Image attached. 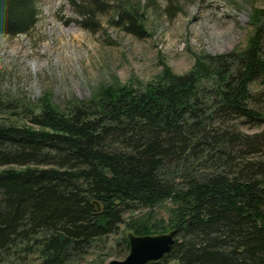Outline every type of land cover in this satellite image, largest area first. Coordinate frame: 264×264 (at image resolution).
I'll return each mask as SVG.
<instances>
[{
    "label": "trees",
    "instance_id": "16d2710c",
    "mask_svg": "<svg viewBox=\"0 0 264 264\" xmlns=\"http://www.w3.org/2000/svg\"><path fill=\"white\" fill-rule=\"evenodd\" d=\"M69 2L93 33L110 14L109 25L148 35L139 0ZM39 13L40 0H0V34L28 33ZM261 14L241 53L205 57L188 74L165 69L142 87H104L67 112L46 103L27 123L0 121V264H67L120 224L163 233L125 215L167 200L179 232L145 264H264V91H253L264 79ZM118 245L124 258L128 237Z\"/></svg>",
    "mask_w": 264,
    "mask_h": 264
},
{
    "label": "rangeland",
    "instance_id": "374dc122",
    "mask_svg": "<svg viewBox=\"0 0 264 264\" xmlns=\"http://www.w3.org/2000/svg\"><path fill=\"white\" fill-rule=\"evenodd\" d=\"M139 1L146 6L145 38L109 25L110 14L98 17L101 27L93 33L76 22L80 16L69 0H40L38 20L28 33L0 34V99L6 105L0 121L27 123L24 118L30 111L37 113L46 103L67 112L73 104L97 98L104 87H142L165 69L188 74L205 57L241 53L261 25L264 10V0ZM209 77L203 78V85L214 83ZM253 91H264V79L254 84ZM241 130L259 129L241 126ZM171 207L167 200L153 210L128 213L125 219H139L168 233L174 229ZM130 234L132 230L120 224L117 233L67 264L123 259L118 244ZM3 264L24 262L12 258Z\"/></svg>",
    "mask_w": 264,
    "mask_h": 264
},
{
    "label": "water",
    "instance_id": "95a60500",
    "mask_svg": "<svg viewBox=\"0 0 264 264\" xmlns=\"http://www.w3.org/2000/svg\"><path fill=\"white\" fill-rule=\"evenodd\" d=\"M179 230L173 229L168 233L128 236L129 252L123 259H113L107 264H145L160 259L168 253L175 241Z\"/></svg>",
    "mask_w": 264,
    "mask_h": 264
}]
</instances>
